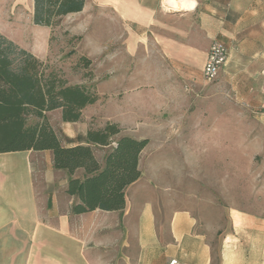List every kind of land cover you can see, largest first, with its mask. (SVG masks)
Returning a JSON list of instances; mask_svg holds the SVG:
<instances>
[{"label": "crops", "instance_id": "1", "mask_svg": "<svg viewBox=\"0 0 264 264\" xmlns=\"http://www.w3.org/2000/svg\"><path fill=\"white\" fill-rule=\"evenodd\" d=\"M25 1L0 0V34L9 40ZM95 1L97 11L113 18L111 104L118 112L103 116L99 128L119 125L114 145L122 136L148 141L139 156L141 175L126 188L122 212L75 215L66 171L62 200L47 202L35 191L39 173L63 171L53 168L50 151L0 153V264H264L263 213L230 208L222 230L199 220L191 205L158 215V207H178L179 200L154 181L183 175L164 162L168 148L194 152L202 143L215 154L217 137H225L221 129H246L241 142H250L256 129V144L264 145V0ZM27 4L32 17L33 1ZM213 40L226 45L228 57L207 82L202 68ZM46 118L65 147L83 143L79 138L91 128L84 110L76 123L62 122L59 110ZM92 147L101 149L95 157L102 165L112 148ZM73 176L81 179L84 171Z\"/></svg>", "mask_w": 264, "mask_h": 264}, {"label": "rangeland", "instance_id": "2", "mask_svg": "<svg viewBox=\"0 0 264 264\" xmlns=\"http://www.w3.org/2000/svg\"><path fill=\"white\" fill-rule=\"evenodd\" d=\"M27 5L26 0L25 13L21 22L18 21V28L7 33L10 40L29 51L49 69L60 73L69 85H83L98 93L104 92L106 95L99 94L101 107L92 105L84 109L91 128H99L104 124L103 116L112 118L118 114L117 108L111 104V93L117 88L112 78V16L97 11L95 0H86L81 12L64 17L56 27L46 28L32 23ZM81 56L90 60L87 69L79 64ZM87 74H91L92 78ZM53 118L54 114H51L50 119ZM245 130L240 127L221 129L225 137H217L215 154L212 148L210 150L202 143L196 145L194 152L185 147L176 146L178 150L175 151L168 148L165 152L168 158L164 162L174 169L173 172L184 169L183 175L168 176L164 181L153 179L160 188H168L167 193L172 199L179 201L175 202L178 207H158L157 214L168 215L175 208L191 205L199 220L212 224L217 230L226 226L230 208L264 214V207H259L264 204V175H261L264 172V153L258 151L264 145L256 144V129H252L250 142H241V134ZM224 138L226 143H220L219 140ZM228 138H231L230 143ZM100 151L99 148L94 150L96 157L102 155ZM196 171L198 175L191 174ZM55 173L59 174L47 177V174L39 173L35 177V191L47 202L52 198L63 199L60 184L64 178L61 175L67 173ZM103 235L108 236L106 233Z\"/></svg>", "mask_w": 264, "mask_h": 264}, {"label": "trees", "instance_id": "3", "mask_svg": "<svg viewBox=\"0 0 264 264\" xmlns=\"http://www.w3.org/2000/svg\"><path fill=\"white\" fill-rule=\"evenodd\" d=\"M32 23L56 27L66 16L83 10L86 0H32ZM79 64L87 69L84 56ZM92 78L91 74L86 75ZM95 90L69 85L62 75L0 34V153L50 151L53 168L69 174L66 194L77 199L75 215L95 210L122 212L126 207L125 190L141 173L139 156L147 140L122 136L113 146V138L122 129L107 122L102 128H90L81 144L65 147L49 124L46 113L59 110L61 120L76 123L82 111L97 102ZM92 146L111 147L101 165ZM83 178L74 177L76 170Z\"/></svg>", "mask_w": 264, "mask_h": 264}, {"label": "built area", "instance_id": "4", "mask_svg": "<svg viewBox=\"0 0 264 264\" xmlns=\"http://www.w3.org/2000/svg\"><path fill=\"white\" fill-rule=\"evenodd\" d=\"M228 57V49L219 40H213L206 55L202 68V78L207 82L216 80L219 72L225 65ZM114 145V144H113ZM168 264H178L176 260H170Z\"/></svg>", "mask_w": 264, "mask_h": 264}]
</instances>
